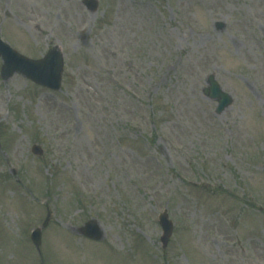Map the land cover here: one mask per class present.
I'll return each instance as SVG.
<instances>
[{"label":"rangeland","instance_id":"1","mask_svg":"<svg viewBox=\"0 0 264 264\" xmlns=\"http://www.w3.org/2000/svg\"><path fill=\"white\" fill-rule=\"evenodd\" d=\"M82 1L0 0L3 40L64 56L57 92L0 57V264H264V0Z\"/></svg>","mask_w":264,"mask_h":264},{"label":"water","instance_id":"2","mask_svg":"<svg viewBox=\"0 0 264 264\" xmlns=\"http://www.w3.org/2000/svg\"><path fill=\"white\" fill-rule=\"evenodd\" d=\"M89 4L91 7H95L93 1L90 0ZM0 54L4 59V78H8L15 71H20L44 86L57 89L60 87L63 61L62 55L57 48L51 50L47 56L41 60H31L11 49L7 43L0 39ZM209 81L210 87L206 89L205 92L210 97L217 98L219 100L220 103L218 106V112H222L232 103V98L228 93L222 90L218 82L215 80L214 75H210ZM36 149L39 150L38 147H36ZM161 224L164 229L162 240L164 245H166L173 229L172 222L168 219L166 212L161 216ZM82 231L84 234L96 239L101 238L102 235L97 223L94 221L88 222ZM40 237V230H36L33 238L37 245L40 244Z\"/></svg>","mask_w":264,"mask_h":264}]
</instances>
